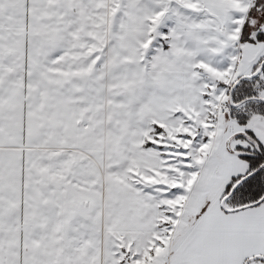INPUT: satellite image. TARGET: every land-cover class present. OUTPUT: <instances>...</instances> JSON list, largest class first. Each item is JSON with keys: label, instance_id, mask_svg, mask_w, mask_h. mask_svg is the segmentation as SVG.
Masks as SVG:
<instances>
[{"label": "snow or ice", "instance_id": "snow-or-ice-1", "mask_svg": "<svg viewBox=\"0 0 264 264\" xmlns=\"http://www.w3.org/2000/svg\"><path fill=\"white\" fill-rule=\"evenodd\" d=\"M0 264H264V0H0Z\"/></svg>", "mask_w": 264, "mask_h": 264}]
</instances>
